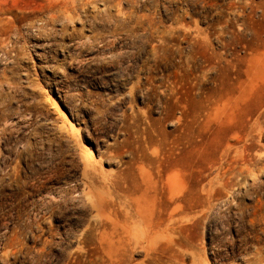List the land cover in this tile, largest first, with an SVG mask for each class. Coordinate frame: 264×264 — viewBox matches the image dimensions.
I'll use <instances>...</instances> for the list:
<instances>
[{"label":"rangeland","instance_id":"1","mask_svg":"<svg viewBox=\"0 0 264 264\" xmlns=\"http://www.w3.org/2000/svg\"><path fill=\"white\" fill-rule=\"evenodd\" d=\"M0 264H264V0H0Z\"/></svg>","mask_w":264,"mask_h":264},{"label":"bare ground","instance_id":"2","mask_svg":"<svg viewBox=\"0 0 264 264\" xmlns=\"http://www.w3.org/2000/svg\"><path fill=\"white\" fill-rule=\"evenodd\" d=\"M155 237H152L147 231H140V229H131L128 231L126 237L124 238L125 242L131 243L132 241L139 242H154Z\"/></svg>","mask_w":264,"mask_h":264}]
</instances>
